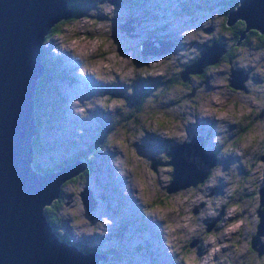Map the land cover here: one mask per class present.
<instances>
[{
    "label": "clouds",
    "instance_id": "9594fccd",
    "mask_svg": "<svg viewBox=\"0 0 264 264\" xmlns=\"http://www.w3.org/2000/svg\"><path fill=\"white\" fill-rule=\"evenodd\" d=\"M68 6L71 9L70 0ZM241 6L237 2L232 11ZM116 12V5L109 0H96L95 7L89 8L86 15L60 19L53 24L41 42L45 50L52 45L51 56L68 55L78 63L77 77L91 78L105 86L122 85L125 96L133 95L137 81H161L160 87L133 108L128 107L124 97L109 94L70 101L68 109L80 120H89L90 113L99 108L112 122L104 143L85 158V163L97 153L113 154L109 163L115 176L124 181L121 195L134 200L143 217L159 226L157 230L167 255L173 258L172 264H264V254L258 250L264 246L259 214L264 189V42L254 40L237 45L239 51L228 61L220 59L215 71L205 73L204 79L190 80L187 88H165L173 80L184 82L181 74L202 58L203 49L211 48L221 39L224 47L228 46L232 40V35L225 31L230 27L228 14L213 12L199 21V27L180 30L178 45L171 53L149 57L146 63L137 66L135 57L122 55L120 45L113 39L112 21ZM101 16L104 19L98 18ZM238 21L247 25L243 19ZM233 71L247 75L243 89L230 87ZM161 91L163 94L158 95ZM136 108L139 110L134 119L123 122L126 126H113L114 119L119 121L121 115ZM204 120L215 124L210 142L218 149L216 160L232 158L233 162L227 168L218 162L208 169L202 181L169 193L174 180L171 157L160 151L150 159L141 155L136 146L146 136L177 146L191 143L188 128ZM76 135L82 136L83 129H77ZM105 144L108 147L98 151ZM154 159L161 162L155 169ZM31 167L33 172L37 171L35 163ZM241 167L246 174L240 173ZM88 174L77 184L64 180L59 185L61 195L42 209L61 242L65 235L61 227L64 221L75 240L110 235L113 221L107 216H101L95 223L87 218L82 193L87 188ZM217 188L221 191L212 194ZM56 201L61 202L55 213L58 223L53 222L48 211ZM213 221L215 224L209 231L208 223ZM194 240L199 243L193 247ZM254 240L258 241L256 248ZM77 250L90 254L82 247Z\"/></svg>",
    "mask_w": 264,
    "mask_h": 264
},
{
    "label": "rangeland",
    "instance_id": "374dc122",
    "mask_svg": "<svg viewBox=\"0 0 264 264\" xmlns=\"http://www.w3.org/2000/svg\"><path fill=\"white\" fill-rule=\"evenodd\" d=\"M109 1H112L117 9L116 16L112 21L113 39L120 45L122 55L131 54L135 57L137 66L146 63L149 57H161L171 53L178 45L177 35L180 30L189 27H199V21L211 13L218 11L223 15L235 6L234 0H181L180 2H177V0H145L142 6L143 9H141L134 7L132 0ZM79 4L76 17L86 15L89 8L95 7L96 0H81ZM188 9L190 11L187 14L186 11ZM143 10L146 11V16L142 13ZM98 18L104 19L102 16ZM128 19H131L133 22L130 23ZM121 27H124V29L120 30ZM207 31H211V29ZM225 31L232 35L231 30L225 29ZM240 37L238 35L234 38L232 35V40L228 42V45L230 43L234 45L233 53L239 51L237 45L245 43L246 40L247 42L256 40L253 39L252 34L249 36L251 38L246 39L244 42L242 40L245 37ZM214 44L224 46V41L221 39L219 43ZM156 45H159V47H156ZM51 46H49L48 50L42 48V55L49 62L51 68H47L46 62V69L42 76L43 86L39 94L34 97L36 99L35 106L37 105V107H34L37 120L35 133L37 137V149L35 148V153L32 158H34L33 160L42 169L53 168L55 165L63 164L71 159L76 160L81 156H83L81 158L85 162V158L96 152L104 143L105 136L110 130L109 126L112 122L109 116L99 108L95 112L90 113L91 118L86 121H82L78 117L73 116L67 107L72 99L83 101L93 96L109 94L113 97H124L127 100L128 107L133 108L139 105L144 97L151 95V91L161 84L159 79L155 81H137L133 85V95L125 96V88L119 84L112 86L100 85L92 81L91 78H84L83 82H79L77 78L71 75L76 76L75 72L79 64L73 61L68 55L62 54L60 57L51 56ZM165 47H168L166 52L163 49ZM209 49L206 47L202 51L207 52ZM205 59L206 55L202 59L203 62ZM201 62L193 63L186 68L190 72L188 73L189 78L187 81H185V77L181 74V79L184 78L183 84L178 82V80H173L170 86L187 88V82L190 80L204 79L205 73L215 71L216 66L219 64L218 60L214 63L216 65H209L202 70L198 65ZM240 74L243 73L240 72ZM237 75L239 74L237 73ZM234 89H239V87ZM229 90L234 91L231 88ZM158 94L161 95L163 92H159ZM138 110L139 108H136L127 114L121 115L119 121L114 119L113 126H126L123 122L134 119L135 112ZM214 128L215 124L210 121H198L195 126L188 128V134L190 139L193 136L200 137L201 135L203 137L202 149L215 153L218 149L210 142L211 137L214 135ZM77 129H83L82 136L77 137ZM102 136H104V139L101 142ZM99 138L100 141L98 142ZM176 146L171 143H162L153 136H146L142 143L136 147L141 155L148 156L151 159L156 153L160 151L166 152L170 147ZM106 147H108L107 144L98 151H103ZM112 155V153L107 151L97 153L92 161L85 163L89 167H87L88 170L83 176H76L75 181L67 182L68 184H77L90 171L87 176V188L91 191L95 206L89 214L87 213V218L95 223L101 216H107L113 221L110 235L106 238L94 236L75 240L71 235V230L68 228V222L64 221L61 226L65 233L64 236L68 242L84 245L94 249L93 251L96 253L103 252V254L110 255V257H113L111 259L112 264H172L173 258L167 255V250L163 246L160 234L158 236V225L147 220L151 232L155 233V230H157L154 235L155 239L152 237L149 239L143 238L147 236L146 232L142 234L143 237L141 234H138L134 238L131 231L116 229L123 217L126 206L131 205L135 201L121 195L124 181L115 176V169L109 163ZM157 162V165L161 163L158 160ZM218 162L227 168L233 161L232 158H229ZM239 171L242 175L246 174L242 167ZM220 191L221 189L217 188L212 194H217ZM60 195L61 193L59 192L57 197ZM261 198L262 210L259 214L263 220V224H261L262 228L264 226V189L261 190ZM128 209L134 215L135 226H138V222L143 217L138 212L137 205H133V207L129 206ZM195 211L198 210H194V213ZM214 224L215 221L211 225L208 223L209 231L212 230ZM197 243L199 241L194 240L191 246L194 247ZM256 246L257 244L254 241L253 247L256 248ZM258 250L261 254H264V246H260Z\"/></svg>",
    "mask_w": 264,
    "mask_h": 264
},
{
    "label": "water",
    "instance_id": "95a60500",
    "mask_svg": "<svg viewBox=\"0 0 264 264\" xmlns=\"http://www.w3.org/2000/svg\"><path fill=\"white\" fill-rule=\"evenodd\" d=\"M237 2L242 6L236 12H227L228 25L243 19L247 25L238 21L240 38L247 33L264 36V0H234V4ZM72 15L66 0H0V264H98L108 258L93 250L82 254L75 245L61 242L42 212L57 197L64 180L85 170L84 160L77 158L55 165L54 171L42 174L31 167L32 138L36 133L34 87L44 72L42 63L47 62V68H51L41 57V42L53 24ZM212 47L199 60L206 55L204 62L198 63L202 70L216 63L226 51L223 45ZM167 48H163L164 52ZM188 73L186 69L182 73L185 81ZM231 77L230 86L243 89L245 76L233 71ZM202 144L201 135L193 136L191 143L166 151L174 167L169 193L202 181L208 169L217 164L215 153L203 150ZM156 162L154 159L153 169ZM82 199L89 214L95 206L89 188L82 193Z\"/></svg>",
    "mask_w": 264,
    "mask_h": 264
},
{
    "label": "trees",
    "instance_id": "16d2710c",
    "mask_svg": "<svg viewBox=\"0 0 264 264\" xmlns=\"http://www.w3.org/2000/svg\"><path fill=\"white\" fill-rule=\"evenodd\" d=\"M80 1L81 0H70V2H71V10H72V12H73V15L72 16H76L77 15V7L80 5L79 3H80ZM181 0H177V2H180ZM201 1H203V0H201ZM145 3V0H132V4L134 5V7H138V8H141V9H143V4ZM67 5H69V0H67ZM226 6V5H225ZM69 7V6H68ZM188 11H190V9H188L186 12H187V14L189 13ZM145 16H146V11H144L143 10V12H142ZM149 15V14H148ZM235 23V22H234ZM233 23V24H234ZM163 28H164V25H163ZM236 28H238V22H236L234 25H230V27H228V28H226V29H228L229 31L231 30L232 31V35L234 36V38H236L238 35H239V33H240V31H238V29H236ZM247 35V37H249L251 34H249V33H247L246 34ZM246 35H245V39H243L242 40V42H244L245 40H246ZM249 38H251V37H249ZM248 38V39H249ZM245 42H247V40L245 41ZM231 44V43H230ZM230 44L226 47V53L222 56V59H223V61H228L227 60V57H228V55L229 56H231L232 55V53H233V51H234V45L233 44H231V47H230ZM41 57L42 58H44L43 57V55H42V52H41ZM229 59V58H228ZM42 65H43V67H44V70L46 69V62L45 63H42ZM191 76H192V74H191ZM188 78H189V76H188ZM188 78H187V80H188ZM179 82V81H178ZM170 84H172V82H170V83H166L165 85H164V87L165 88H168L169 86H170ZM183 84V83H182ZM42 86H43V80H42V78L39 80V83H38V86H36V89H35V96L37 95V94H39V92H40V90H41V88H42ZM161 86V84L159 85V87ZM231 87V86H230ZM232 90V89H231ZM163 91H161V93H162ZM159 95V94H158ZM36 100V99H35ZM36 104V103H35ZM34 107H37V105L36 106H34ZM34 118H35V124H36V129H37V120H36V117H35V113H34ZM103 139H104V136H102L101 137V142L103 141ZM37 137L34 135V137L32 138V141H33V154L35 153V148L37 149ZM100 141V138H99V140H98V142ZM37 151V150H36ZM81 157H83V156H81ZM81 157H78V158H81ZM77 158V157H76ZM34 159V158H33ZM73 160H75V159H73ZM73 160L71 159L70 161H66L65 163H63V164H66V163H69V162H73ZM33 163H35V166H36V169H37V171L36 172H40V173H47V172H50V171H54V168H47V169H42L36 162H35V160H33L32 161V165H33ZM59 165H61V163L59 164ZM39 166V167H38ZM87 167H89V165L87 164V166H86V168H85V171L83 172V173H80V174H78V175H76V176H78V177H81V176H83L84 175V173L88 170L87 169ZM76 176H74V177H71L70 179H68V181H75L76 180ZM67 181V182H68ZM57 198V197H56ZM60 206V201H56L49 209H48V211L53 215V222L54 223H58V220H57V218H56V215H55V213H56V209L58 208ZM45 215V214H44ZM45 219L47 220V222L49 223V221H48V218H47V216L45 215ZM49 225L51 226V228H52V232L54 233V226L53 225H51L50 223H49ZM61 226H62V224H61ZM264 231V230H263ZM54 235H55V233H54ZM56 236V235H55ZM59 240H61V238H59ZM62 240L65 242H67V243H71V244H73V245H75V246H77V249L78 248H85V249H87V250H89V251H91V250H93V249H91V248H89V247H86V246H84V245H80V244H74V243H72V242H68V240H67V238L64 236L63 238H62ZM96 250V249H95ZM110 259H113V257H110ZM104 262H102V261H99V263L98 264H103ZM106 264H112V261H110V262H107Z\"/></svg>",
    "mask_w": 264,
    "mask_h": 264
},
{
    "label": "flooded vegetation",
    "instance_id": "af4514ba",
    "mask_svg": "<svg viewBox=\"0 0 264 264\" xmlns=\"http://www.w3.org/2000/svg\"><path fill=\"white\" fill-rule=\"evenodd\" d=\"M237 29V28H236ZM250 34V33H249ZM253 35V39H256V40H259V41H262V42H264V36H261V35H255V34H252ZM249 37H247V35H246V39H248ZM225 53H226V51H225ZM224 53V54H225ZM223 54V55H224ZM222 55V56H223ZM222 56L220 57V59L221 60H223L222 59ZM230 56L228 55V57H227V60H228V58H229ZM219 59V60H220ZM243 73V72H242ZM243 76H245V80L247 79V75L245 74V73H243L242 74ZM244 83V82H243ZM241 89H242V86H241ZM133 205H137L136 204V202H134V203H132L131 205H127L126 206V209H125V212H124V214H123V217H122V219L120 220V223H119V225L117 226V228L116 229H119V230H123V231H131L133 234H132V236L134 237V238H136L137 237V235L139 234H141V236H142V234L144 233V232H146L147 233V236L146 237H143V238H146V239H149V238H154L155 239V234H156V232H157V230H155L156 232L155 233H152L151 232V228H149V224H148V222H147V220L143 217V215H142V217H143V219L140 221V222H138V226H135V223H134V215L131 213V211L128 209V207L129 206H131V207H133ZM138 212L141 214V211H140V209H139V207H138ZM150 235V236H149ZM158 236H159V233H158ZM159 241H160V239H159ZM159 241H158V243H159ZM197 241V240H196ZM258 243V242H257ZM94 250V249H93ZM98 253H103V252H98ZM111 261V259H110V255H108V258H107V261L106 262H104L103 264H106L107 262H110Z\"/></svg>",
    "mask_w": 264,
    "mask_h": 264
},
{
    "label": "bare ground",
    "instance_id": "6f19581e",
    "mask_svg": "<svg viewBox=\"0 0 264 264\" xmlns=\"http://www.w3.org/2000/svg\"><path fill=\"white\" fill-rule=\"evenodd\" d=\"M133 22V21H132ZM49 63V62H48ZM71 65V64H70ZM43 66V65H42ZM44 68V67H43ZM78 69V68H77ZM43 74H44V72H43ZM43 74L40 76V77H37V79H36V85H35V87H34V95H33V97H32V99H33V107L35 106V89H36V86H38V83H39V80L42 78V76H43ZM72 75V77H75V78H77L78 80H79V82H83L84 81V78H80V77H77V76H73V74H71ZM232 77H235V80H236V76L235 75H233ZM231 77V78H232ZM83 84V83H82ZM69 100H70V97H69ZM34 137V136H33Z\"/></svg>",
    "mask_w": 264,
    "mask_h": 264
}]
</instances>
